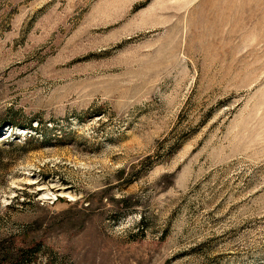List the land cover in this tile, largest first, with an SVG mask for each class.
Listing matches in <instances>:
<instances>
[{
    "label": "rangeland",
    "instance_id": "obj_1",
    "mask_svg": "<svg viewBox=\"0 0 264 264\" xmlns=\"http://www.w3.org/2000/svg\"><path fill=\"white\" fill-rule=\"evenodd\" d=\"M6 253L264 264V0H0Z\"/></svg>",
    "mask_w": 264,
    "mask_h": 264
},
{
    "label": "trees",
    "instance_id": "obj_2",
    "mask_svg": "<svg viewBox=\"0 0 264 264\" xmlns=\"http://www.w3.org/2000/svg\"><path fill=\"white\" fill-rule=\"evenodd\" d=\"M9 253L4 254V258L9 264H24L23 260L18 259L17 257H8ZM1 255V254H0ZM12 258V259H11Z\"/></svg>",
    "mask_w": 264,
    "mask_h": 264
},
{
    "label": "water",
    "instance_id": "obj_3",
    "mask_svg": "<svg viewBox=\"0 0 264 264\" xmlns=\"http://www.w3.org/2000/svg\"><path fill=\"white\" fill-rule=\"evenodd\" d=\"M3 137V136H2Z\"/></svg>",
    "mask_w": 264,
    "mask_h": 264
}]
</instances>
